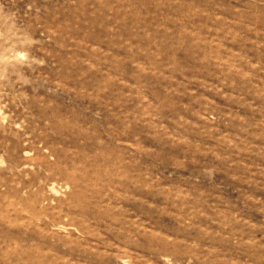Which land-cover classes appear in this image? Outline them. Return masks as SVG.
I'll list each match as a JSON object with an SVG mask.
<instances>
[{
  "label": "rangeland",
  "instance_id": "rangeland-1",
  "mask_svg": "<svg viewBox=\"0 0 264 264\" xmlns=\"http://www.w3.org/2000/svg\"><path fill=\"white\" fill-rule=\"evenodd\" d=\"M0 264H264V0H0Z\"/></svg>",
  "mask_w": 264,
  "mask_h": 264
},
{
  "label": "bare ground",
  "instance_id": "bare-ground-1",
  "mask_svg": "<svg viewBox=\"0 0 264 264\" xmlns=\"http://www.w3.org/2000/svg\"><path fill=\"white\" fill-rule=\"evenodd\" d=\"M259 258V257H258Z\"/></svg>",
  "mask_w": 264,
  "mask_h": 264
}]
</instances>
